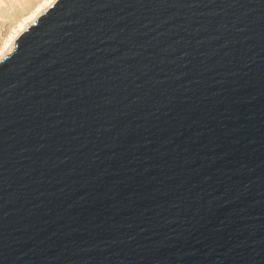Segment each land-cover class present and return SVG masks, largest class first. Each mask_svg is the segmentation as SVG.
Masks as SVG:
<instances>
[{
    "label": "water",
    "instance_id": "obj_1",
    "mask_svg": "<svg viewBox=\"0 0 264 264\" xmlns=\"http://www.w3.org/2000/svg\"><path fill=\"white\" fill-rule=\"evenodd\" d=\"M0 264H264V0H57L0 60Z\"/></svg>",
    "mask_w": 264,
    "mask_h": 264
},
{
    "label": "rangeland",
    "instance_id": "obj_2",
    "mask_svg": "<svg viewBox=\"0 0 264 264\" xmlns=\"http://www.w3.org/2000/svg\"><path fill=\"white\" fill-rule=\"evenodd\" d=\"M42 2L43 0H29V2L26 3L0 4V53L4 48L3 46H5L4 43H6L10 35L19 28V22L23 21L24 18L29 16L30 12L36 10V8H38L37 5L41 4Z\"/></svg>",
    "mask_w": 264,
    "mask_h": 264
},
{
    "label": "bare ground",
    "instance_id": "obj_3",
    "mask_svg": "<svg viewBox=\"0 0 264 264\" xmlns=\"http://www.w3.org/2000/svg\"><path fill=\"white\" fill-rule=\"evenodd\" d=\"M57 0H43V2L34 10L33 12H30L29 16H25L26 18L23 19V21L19 22V28L16 29L9 37V39L6 41L4 48L1 50L0 53V60H2L7 54H10L14 51V49L17 46V40L18 38L35 22L37 21L40 16L49 10V8L55 3ZM36 6V7H37ZM2 9V8H1ZM27 10V9H26Z\"/></svg>",
    "mask_w": 264,
    "mask_h": 264
},
{
    "label": "snow or ice",
    "instance_id": "obj_4",
    "mask_svg": "<svg viewBox=\"0 0 264 264\" xmlns=\"http://www.w3.org/2000/svg\"><path fill=\"white\" fill-rule=\"evenodd\" d=\"M29 0H0V4L4 3H26ZM66 3L72 6H76L81 3V0H66Z\"/></svg>",
    "mask_w": 264,
    "mask_h": 264
}]
</instances>
